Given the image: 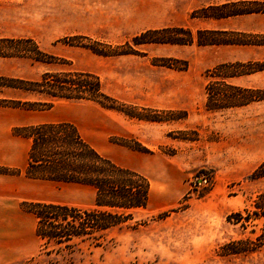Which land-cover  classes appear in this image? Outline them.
Returning a JSON list of instances; mask_svg holds the SVG:
<instances>
[{
  "label": "rangeland",
  "instance_id": "obj_1",
  "mask_svg": "<svg viewBox=\"0 0 264 264\" xmlns=\"http://www.w3.org/2000/svg\"><path fill=\"white\" fill-rule=\"evenodd\" d=\"M239 3L237 9L264 11V6L255 4L264 0ZM199 11L192 13L186 28L194 33L218 31L212 20L225 18H204ZM245 15L226 17L232 28L240 30L222 32H233L236 39L251 42L248 45H145L139 47L140 55L101 57L66 38L49 48L38 46L54 59L37 62L29 53L34 50L32 45L0 44V59L15 60L17 78L39 81L46 73L71 70L94 73L110 96H125L134 87L144 100V105L127 104L139 108L142 120L115 110L107 112L86 101L58 100L49 110L33 111L11 107V101L49 99L0 87V138L14 149L15 167L11 169L21 171L32 195L18 206V258L11 264H264V177L254 176L264 163V100L220 111L206 108L208 89L228 95L225 84L264 91V71L234 77L218 71L224 64L253 71L264 63V44H252L264 43V31L257 29L264 13ZM96 41L113 48L127 43ZM161 59L186 61L188 67L183 71L176 64L165 67ZM10 68L1 66L0 77ZM154 117L160 121H152ZM60 122L75 123L99 153L151 182L147 209L137 212L128 224L108 231L101 246L85 241L71 250L57 251L52 245L45 250L36 235V216L30 224L21 213L27 212L23 205L31 202L80 209L95 206V191L89 187L26 177L31 141L18 138L14 130ZM118 130L134 132L138 138L123 139L140 143L148 152L105 139ZM8 245L0 232V254ZM237 250L242 252L232 253Z\"/></svg>",
  "mask_w": 264,
  "mask_h": 264
},
{
  "label": "trees",
  "instance_id": "obj_2",
  "mask_svg": "<svg viewBox=\"0 0 264 264\" xmlns=\"http://www.w3.org/2000/svg\"><path fill=\"white\" fill-rule=\"evenodd\" d=\"M255 4L264 6V3ZM241 5L230 3L209 6L200 10L199 13L204 18H226L264 13L261 8L237 9ZM227 9H232V11L228 12ZM235 36L233 32L214 30H198L194 33L189 28L180 27L149 30L135 36L130 42L114 48L88 37L68 38L67 41H76L82 47L101 57H119L140 55L138 49L145 45L190 46L197 44L200 47H206L251 43L236 39ZM84 41L91 44H83ZM4 42L32 45L34 50L29 53L34 61L48 62L54 59L42 52L33 40H8L0 41V44ZM252 44L264 43L261 41L252 42ZM105 49H110L112 52L104 51ZM161 61L162 66L165 67L179 65L178 69L182 71L188 67L186 61L176 59H161ZM231 69L237 70L231 72ZM218 71H221L223 75H231L228 77L248 75L264 71V63L257 64L253 71L245 70V67L239 64L220 65ZM0 87L21 90L49 99V101H11L10 106L14 108L24 107L33 111H45L51 109L54 102L58 100L89 101L104 109L122 112L130 118L143 119L137 114L139 108L121 103L107 95L103 90L100 77L88 72L71 70L46 73L39 81L0 77ZM224 87L228 95L208 89L206 108L209 111L244 107L264 100V91L243 89L229 84H225ZM221 97L226 100H221ZM152 121L160 120L154 117ZM14 134L31 141L26 177L34 180L76 183L92 187L96 192L95 206L92 209L36 202L23 205L24 210L34 214L37 218L36 235L41 240L43 249L46 250L52 245L57 251L71 250L80 242L85 241L101 246L108 231L128 224L135 219L137 212L147 209L151 196L150 180L143 174L121 167L103 156L84 139L74 124L42 123L16 128ZM111 142L135 151L148 152L136 141L113 137ZM0 174L20 176L22 173L18 169L0 166ZM254 176L264 177V163L257 169ZM240 252L242 251L237 250L232 253Z\"/></svg>",
  "mask_w": 264,
  "mask_h": 264
},
{
  "label": "crops",
  "instance_id": "obj_3",
  "mask_svg": "<svg viewBox=\"0 0 264 264\" xmlns=\"http://www.w3.org/2000/svg\"><path fill=\"white\" fill-rule=\"evenodd\" d=\"M241 1L253 0H0V41L33 40L43 48H49L71 37L126 43L149 30L186 28L195 11ZM229 19L212 20L211 23L216 25L215 29L218 31L240 30L232 28ZM260 19L261 23L257 29L264 31V17ZM7 64L12 65V68L1 77L17 78L14 75L15 60L0 59V68ZM133 88L130 87L125 96L114 95V97L126 104L144 105L141 95ZM148 97L146 95V100L149 99ZM153 105V103L149 104V106ZM99 107L107 112L113 111ZM72 124L77 127L75 123ZM132 133H121L118 130L106 134L105 139L111 143L112 137L138 138ZM14 154V149L10 147L7 139L0 138V166L15 167ZM30 198H32L31 189L26 187L22 176L0 175V232L4 234L9 244L5 252L0 254V264H11L18 258L16 247V230L19 226L18 206ZM21 213L25 214V218L29 219L31 224L33 214L25 211Z\"/></svg>",
  "mask_w": 264,
  "mask_h": 264
}]
</instances>
